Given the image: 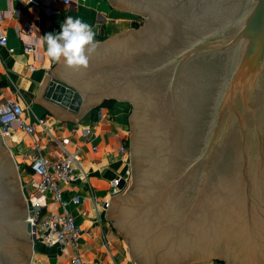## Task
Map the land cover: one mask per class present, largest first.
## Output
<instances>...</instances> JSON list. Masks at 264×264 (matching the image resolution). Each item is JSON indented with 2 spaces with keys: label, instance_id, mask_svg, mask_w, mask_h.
Wrapping results in <instances>:
<instances>
[{
  "label": "water",
  "instance_id": "water-1",
  "mask_svg": "<svg viewBox=\"0 0 264 264\" xmlns=\"http://www.w3.org/2000/svg\"><path fill=\"white\" fill-rule=\"evenodd\" d=\"M107 2L143 21L98 42L86 69L48 72L67 83L51 78L44 97L77 114L40 98L45 75L33 101L73 122L104 99L131 103L130 187L107 218L135 264H264V0ZM7 152L0 137V264H29Z\"/></svg>",
  "mask_w": 264,
  "mask_h": 264
},
{
  "label": "crops",
  "instance_id": "crops-1",
  "mask_svg": "<svg viewBox=\"0 0 264 264\" xmlns=\"http://www.w3.org/2000/svg\"><path fill=\"white\" fill-rule=\"evenodd\" d=\"M46 9L51 12L47 13ZM68 16L89 24L96 43L135 28L141 17L113 7L107 0H69L68 4L57 0H0V31L6 36L5 46H0V102L13 98L23 110V121L33 127V133L29 135L13 124L3 143L21 179L24 200L38 202L41 214L59 213L62 209L51 194H38L34 190L39 178L28 167L31 158L37 155L47 161L58 160L63 155L61 147L69 153H77L85 179L58 181V186L65 201L63 208L72 216L78 229L80 264H135L126 238L107 218L109 205L105 209L98 207L96 218L91 200L93 197L97 204L106 200L110 204L109 182L124 175L129 168L125 155L118 150L128 143L129 137L124 101L112 100L111 105H100L101 101L85 110L74 122L57 120L50 111L33 101L45 75L48 79L40 98L77 114L78 110L71 111L44 97L47 82L57 78L48 74L57 63L47 57L42 36L59 34ZM28 26L32 27V32L25 34ZM30 43L35 44L36 50L24 52L22 47ZM73 197L78 201L73 203ZM72 254L68 248H48L36 242L32 245L30 264H69Z\"/></svg>",
  "mask_w": 264,
  "mask_h": 264
},
{
  "label": "built area",
  "instance_id": "built-area-1",
  "mask_svg": "<svg viewBox=\"0 0 264 264\" xmlns=\"http://www.w3.org/2000/svg\"><path fill=\"white\" fill-rule=\"evenodd\" d=\"M64 4H68L69 0H57ZM50 13V9L45 10ZM32 27L28 26L24 33L30 34ZM6 36L0 31V46H5ZM24 52H32L36 50L33 43L24 45L22 47ZM12 52V49H8ZM31 69V68H30ZM21 106L13 98H5L0 102V137L9 136L10 128L16 124L19 129H22L27 134L33 133V127L26 124L21 118ZM62 148V156L58 160L47 161L40 156H33L28 164L32 174L37 176L39 180L35 184L34 190L38 194L49 193L54 201L58 202L62 211L53 214H41V205L36 201H25L26 203V221L31 227L30 235L32 238V245L36 242L42 244L44 247H61L68 248L72 251L69 256V264H80L77 254V239L78 229L74 223L72 216L64 210L65 201L62 197L61 189L58 186V181L74 182L76 180L85 179V173L80 171V158L77 153H69ZM119 152L127 156V144L119 147ZM74 170L79 172L76 174ZM129 169H126L124 175L117 176L109 182L110 196L119 193V185L123 183V188L126 181L129 179ZM95 217H98V207L107 208L109 201H103L97 204L93 197H91ZM73 203L78 201L77 197L71 200ZM96 220V219H95ZM97 221V220H96Z\"/></svg>",
  "mask_w": 264,
  "mask_h": 264
},
{
  "label": "clouds",
  "instance_id": "clouds-1",
  "mask_svg": "<svg viewBox=\"0 0 264 264\" xmlns=\"http://www.w3.org/2000/svg\"><path fill=\"white\" fill-rule=\"evenodd\" d=\"M94 37L95 33L89 24L68 16L61 25L59 34L42 36V43L46 44V55L50 61L63 62L73 69H86L90 56L97 47Z\"/></svg>",
  "mask_w": 264,
  "mask_h": 264
},
{
  "label": "rangeland",
  "instance_id": "rangeland-1",
  "mask_svg": "<svg viewBox=\"0 0 264 264\" xmlns=\"http://www.w3.org/2000/svg\"><path fill=\"white\" fill-rule=\"evenodd\" d=\"M142 21H143V18L142 17H139L138 18V23H136L135 24V26H139L141 23H142ZM105 100V99H104ZM106 100H108V99H106ZM112 100H118L119 101V99H112ZM124 104V106L126 107V111H127V115H129V113H130V108H129V104L128 103H126V102H124L123 103ZM129 134H130V132H129ZM129 134H128V136H129ZM128 139H129V137H128ZM8 151V150H7ZM129 151V147H128V143H127V152ZM7 154L9 155V156H11L10 155V153H9V151L7 152ZM128 154V153H127ZM129 169V168H128ZM129 179L126 181V183H125V185H124V188H123V191H126L129 187H130V181H131V175H130V170H129ZM15 179H16V182H17V185H18V189H19V192H21V199H22V201H23V203H24V207H25V214H26V203H25V201H24V198H23V194H22V189H21V179L19 178V176H18V172H17V174H15ZM125 238V237H124ZM31 253H32V246H31ZM215 263V264H225V262H224V260H221V259H215L214 261H194V262H188V264L189 263ZM30 263H31V259H30ZM29 263V264H30Z\"/></svg>",
  "mask_w": 264,
  "mask_h": 264
},
{
  "label": "trees",
  "instance_id": "trees-1",
  "mask_svg": "<svg viewBox=\"0 0 264 264\" xmlns=\"http://www.w3.org/2000/svg\"><path fill=\"white\" fill-rule=\"evenodd\" d=\"M112 102V100H103L100 105H111Z\"/></svg>",
  "mask_w": 264,
  "mask_h": 264
},
{
  "label": "flooded vegetation",
  "instance_id": "flooded-vegetation-1",
  "mask_svg": "<svg viewBox=\"0 0 264 264\" xmlns=\"http://www.w3.org/2000/svg\"><path fill=\"white\" fill-rule=\"evenodd\" d=\"M124 102H126V103H128V104H129V108H130V111H131V108H132V106H131V103H130V102H128V101H124Z\"/></svg>",
  "mask_w": 264,
  "mask_h": 264
}]
</instances>
